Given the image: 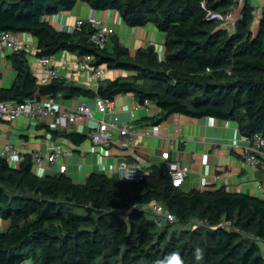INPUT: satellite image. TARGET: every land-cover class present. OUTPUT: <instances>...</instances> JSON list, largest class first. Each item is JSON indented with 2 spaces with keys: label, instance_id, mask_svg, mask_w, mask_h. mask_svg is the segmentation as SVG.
I'll return each instance as SVG.
<instances>
[{
  "label": "trees",
  "instance_id": "obj_1",
  "mask_svg": "<svg viewBox=\"0 0 264 264\" xmlns=\"http://www.w3.org/2000/svg\"><path fill=\"white\" fill-rule=\"evenodd\" d=\"M83 2L96 12L116 11L131 28L153 24L164 33V58L148 46L134 54L116 38L103 50L90 42L93 28L58 30L48 18ZM202 0H0V31L31 34L38 58L67 52L91 55L92 67L130 73L105 80L96 91L63 78L38 84L24 53L12 56L17 80L0 90V101L62 95L110 101L132 94L155 104L165 120L172 115L232 121L242 135L264 134V13L252 30L254 7L244 8L234 34L206 19ZM233 0H212L208 9L226 11ZM154 122L153 124H158ZM80 146L88 136L69 133ZM163 204L171 223L146 209ZM0 264H154L178 252L184 264H264V197L224 189L185 192L172 185L166 164L140 182L92 173L83 182L67 174L45 177L31 156L18 167L0 158ZM195 220L206 225L187 229ZM230 222L232 230L223 227ZM180 226L182 231L174 229ZM204 251L196 261L194 251Z\"/></svg>",
  "mask_w": 264,
  "mask_h": 264
},
{
  "label": "crops",
  "instance_id": "obj_2",
  "mask_svg": "<svg viewBox=\"0 0 264 264\" xmlns=\"http://www.w3.org/2000/svg\"><path fill=\"white\" fill-rule=\"evenodd\" d=\"M91 11L87 4L80 2L74 10L63 11L48 19L58 30H70L78 19L87 17ZM95 14L115 29L114 38L132 54L141 48L154 46L158 56L164 58L166 36L155 25L131 28L125 25L116 11H95ZM18 36L24 45L20 50L0 53V90H9L15 84L18 75L12 56L21 52L28 59V65L38 84H47L36 56V38L31 34ZM79 59L76 54L62 52L54 56V65L58 68L60 77L68 83L96 91L97 82L93 75L78 69ZM107 71L106 80L127 79L130 76L129 72L122 70ZM95 101L94 97L65 99L61 95L57 97V108L49 118L31 120L21 117L12 123L1 121L0 145L11 143L19 146L27 156L33 152L46 154L52 147L59 146L68 154L67 175L79 182L85 181L92 173L118 177V164L125 158L132 163L147 161L151 170H156L166 164L161 159L162 152L170 151V162H179L189 170V176L182 187L185 192L224 189L231 194L264 197V171L249 169L242 155L233 149V145L241 136L239 126L235 122L214 118L193 119L183 115H172L160 121L163 116L154 105L149 113L141 108L136 112V124L141 130L160 121L158 124L161 126V138L136 136L134 150L128 151L122 147L121 137L116 135L111 147L102 148L95 146L90 139L94 123L71 124L62 118V114L83 102H87L95 110ZM114 103L112 110L124 123L130 122L129 112L139 105L137 98L132 94L117 96ZM110 117L109 114L105 115L107 120ZM69 133L84 134L88 139L76 146L66 137ZM50 174L44 173L41 177ZM8 226L9 223L0 219V229H6ZM20 264L37 263L32 258H26Z\"/></svg>",
  "mask_w": 264,
  "mask_h": 264
},
{
  "label": "built area",
  "instance_id": "obj_3",
  "mask_svg": "<svg viewBox=\"0 0 264 264\" xmlns=\"http://www.w3.org/2000/svg\"><path fill=\"white\" fill-rule=\"evenodd\" d=\"M212 0H202V7L206 12V19L209 21H216L218 23V30L234 34L237 30L239 22L243 19V11L247 4L254 7V19L252 23L253 32L258 31L260 21L264 13V0H233V6L226 11H215L208 9V4ZM84 25H90L93 28V33L90 36L91 44L99 50L105 49L115 36V29L100 19L95 11L84 18L76 21L74 27L81 28ZM256 31H255V30ZM23 41L18 35L9 32L0 31V53H8L18 51L23 47ZM38 63L41 68V73L45 82L50 83L54 79L61 78L58 68L54 65V57L45 56L38 58ZM93 57L86 55L80 57L78 62V69L81 72H89L93 75L97 82V89L101 82L107 78L106 67H92ZM58 95L57 97H60ZM57 97H49L45 101H38L36 99H26L21 102L16 100L0 101V122H15L21 117H27L31 120L39 118L51 117L57 108ZM115 100V99H114ZM114 100L103 99L96 97L95 110L87 103L83 102L69 111L62 114V118L71 124H78L82 122H92L95 124L93 131L90 134V139L95 146L102 148L111 147L116 135L121 137V145L127 148L128 151H133L136 144V136H143L151 139H159L162 137L161 126L153 124L141 130L137 128L136 112L141 108L148 113L151 112L152 106L155 104L146 102L144 105L139 104L138 107L131 110V120L128 123L121 121L120 117L112 110L114 108ZM109 114V120L105 115ZM0 158L7 161L10 165H21L27 155L22 152L19 146L11 143L0 145ZM233 149L238 151L246 165L251 170L264 171V134L255 133L253 135H242L233 145ZM33 170L41 176L44 173L51 174H67L68 172V154L61 147H52L48 153L42 154L33 152L31 155ZM170 151L162 152L161 159L166 163L169 174L171 176L172 185L175 188H182L189 176V170L182 166L179 162H170ZM118 178L121 180L140 182L144 177L150 175L152 170L147 161L141 163H132L129 159H123L117 167ZM155 216L162 217L171 223L177 221L173 215L163 204L151 203L146 207ZM206 225L203 221L195 220L193 227ZM223 227L233 228L230 222H225ZM261 243V242H260Z\"/></svg>",
  "mask_w": 264,
  "mask_h": 264
},
{
  "label": "clouds",
  "instance_id": "obj_4",
  "mask_svg": "<svg viewBox=\"0 0 264 264\" xmlns=\"http://www.w3.org/2000/svg\"><path fill=\"white\" fill-rule=\"evenodd\" d=\"M204 257V251L200 247H196L194 251V258L196 261H202ZM154 264H184L178 252H172L164 259L154 261Z\"/></svg>",
  "mask_w": 264,
  "mask_h": 264
},
{
  "label": "rangeland",
  "instance_id": "obj_5",
  "mask_svg": "<svg viewBox=\"0 0 264 264\" xmlns=\"http://www.w3.org/2000/svg\"><path fill=\"white\" fill-rule=\"evenodd\" d=\"M255 30V29H254ZM256 31V30H255ZM163 58H160L159 57V60H162ZM193 227V223H191L190 225H189V227L188 228H186V230L187 229H191ZM174 229H177L179 232L180 231H182V230H185V229H182L180 226H178V227H175ZM260 247H261V249H262V251H263V256H264V242H261L260 243Z\"/></svg>",
  "mask_w": 264,
  "mask_h": 264
}]
</instances>
